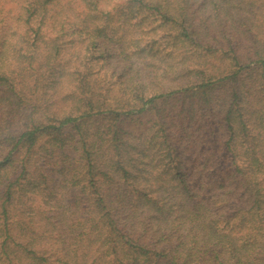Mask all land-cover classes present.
<instances>
[{
	"label": "trees",
	"instance_id": "1",
	"mask_svg": "<svg viewBox=\"0 0 264 264\" xmlns=\"http://www.w3.org/2000/svg\"><path fill=\"white\" fill-rule=\"evenodd\" d=\"M1 106L0 264H264V0H0Z\"/></svg>",
	"mask_w": 264,
	"mask_h": 264
},
{
	"label": "rangeland",
	"instance_id": "2",
	"mask_svg": "<svg viewBox=\"0 0 264 264\" xmlns=\"http://www.w3.org/2000/svg\"><path fill=\"white\" fill-rule=\"evenodd\" d=\"M12 7L14 8V13H13V15H15V12H16V6H13V5H12ZM7 8H9V7H7ZM68 53H72V49L69 50ZM42 93H43V91H41V92L39 93V98H40L41 102L44 101V100H46V99L48 100V98H50V97H49V95L51 94L50 92H49V93H45L43 96H42ZM50 101H51V98H50ZM1 107H2V108H1V110H0V114H1V113H4V112L6 111V109H7V108H5V107H3V106H1ZM20 111H21L20 113H23V115H24L25 113H27L26 110H24L23 108L20 109ZM23 115H22V116H23ZM5 116H6V115H3L2 119L0 120L1 122L4 120V117H5ZM34 218L37 219L38 217H34Z\"/></svg>",
	"mask_w": 264,
	"mask_h": 264
}]
</instances>
